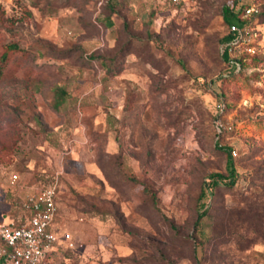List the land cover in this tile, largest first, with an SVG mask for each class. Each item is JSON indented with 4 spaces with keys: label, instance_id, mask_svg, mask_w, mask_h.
Here are the masks:
<instances>
[{
    "label": "rangeland",
    "instance_id": "obj_1",
    "mask_svg": "<svg viewBox=\"0 0 264 264\" xmlns=\"http://www.w3.org/2000/svg\"><path fill=\"white\" fill-rule=\"evenodd\" d=\"M99 3L0 0V55L20 48L0 78V221L57 179L47 264H196L226 146L237 179L211 199L203 264H264V0ZM223 6L250 10L237 67Z\"/></svg>",
    "mask_w": 264,
    "mask_h": 264
},
{
    "label": "built area",
    "instance_id": "obj_2",
    "mask_svg": "<svg viewBox=\"0 0 264 264\" xmlns=\"http://www.w3.org/2000/svg\"><path fill=\"white\" fill-rule=\"evenodd\" d=\"M109 0H100V5ZM183 0H169L179 4ZM250 10H246V14ZM235 31L234 26L230 27ZM16 179V175L12 176ZM57 179L42 183L29 193L22 202L26 216L19 222L0 221V244L2 258L9 264H47L57 237L54 223L56 206Z\"/></svg>",
    "mask_w": 264,
    "mask_h": 264
},
{
    "label": "trees",
    "instance_id": "obj_3",
    "mask_svg": "<svg viewBox=\"0 0 264 264\" xmlns=\"http://www.w3.org/2000/svg\"><path fill=\"white\" fill-rule=\"evenodd\" d=\"M248 7L239 9L230 8L228 6H223L222 17L224 23L228 26V33L222 38V44L224 45V50L221 54V59L227 62H231L234 67H237L238 61H230L229 50L230 46L237 41L242 32H244L249 26L250 18H243ZM234 26L235 31H231L230 27ZM20 50L15 44H7L5 50L0 55V78L4 73V69L8 64L9 54L16 53ZM240 62V61H239ZM111 69V67H109ZM108 69V71H109ZM221 80V77L212 79L210 81V86L212 92H214L218 97H222V92L219 89L217 82ZM226 157L225 163V174L220 172L210 173L206 180L200 187L197 196V214L193 225L194 236H193V257L196 264H203L206 254V249L204 246L205 241H210L208 237V231L205 227V219L208 217L210 208L213 206V201L211 199L215 196V191L219 188H233L237 179V169L235 167V161L232 156V149L230 147L221 146L218 148ZM4 262V259H1Z\"/></svg>",
    "mask_w": 264,
    "mask_h": 264
}]
</instances>
